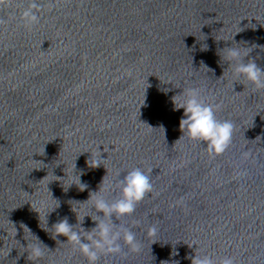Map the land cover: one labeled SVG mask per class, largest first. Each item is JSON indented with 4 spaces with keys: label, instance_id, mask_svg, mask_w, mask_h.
I'll return each instance as SVG.
<instances>
[{
    "label": "water",
    "instance_id": "95a60500",
    "mask_svg": "<svg viewBox=\"0 0 264 264\" xmlns=\"http://www.w3.org/2000/svg\"><path fill=\"white\" fill-rule=\"evenodd\" d=\"M35 2L30 27L31 0L0 5V264H89L53 225L67 217L86 234L93 219L110 223L89 194L107 186L99 195L113 203L134 168L150 170L153 190L115 222L141 250L121 239L97 264H191L195 250L264 264V90L222 58L227 47L264 45V0ZM250 57L264 69V51ZM189 88L235 125L223 155L180 138L172 97ZM33 245L44 253L36 260Z\"/></svg>",
    "mask_w": 264,
    "mask_h": 264
},
{
    "label": "clouds",
    "instance_id": "9594fccd",
    "mask_svg": "<svg viewBox=\"0 0 264 264\" xmlns=\"http://www.w3.org/2000/svg\"><path fill=\"white\" fill-rule=\"evenodd\" d=\"M8 2L9 0H0V5H5ZM39 7L35 0H31L29 6L23 11L22 18L26 27L33 26L39 22V17L36 14ZM2 22L0 21V23ZM241 31H243L242 28ZM255 48H260L264 51V45H252L243 50L238 47H227L222 58L229 66L236 62L234 73L238 77H243L256 90H264V69L258 66L255 58L250 57L251 52ZM202 50H207V46L202 47ZM246 58L248 59L245 63ZM201 65L205 66L203 61H201ZM181 94L185 96V99L177 102L176 97ZM181 94L172 97L174 110L183 109V116L179 122V129L182 133L180 138L187 136L190 140L204 143L212 158L223 155L232 144L235 125L230 120H218L216 111L219 110L220 105L205 103L199 89L189 88ZM149 127L151 128V126ZM160 128L164 130L163 126ZM245 155L247 156L248 154L246 153ZM101 159L100 156L99 159L93 160L90 156L87 164L90 168H97L101 166ZM149 172L150 170L145 172L140 168L128 171L123 176V179L118 181L120 197L111 204L103 196L99 195L100 192L108 190L107 186L99 187L98 191L89 194L88 200L94 201L93 206L97 213H102L110 223L93 219L96 222V226L87 230L86 234H82L80 231L74 230L75 225H71L68 222V218L64 217L53 225L56 235L66 237L67 242L77 248L87 258L89 264H97L100 254H119L121 252V239L129 247L130 251L139 253L141 248L136 240L135 233L130 228L121 226L115 221H119L125 216H131L135 212L136 206L152 192L153 184L150 180ZM74 184L77 185L80 191H84L88 187L86 183L81 182L80 175L76 178V183ZM21 227L29 230L26 225L21 224ZM157 231L158 229L155 225L150 226L147 230V236L149 238L155 237ZM43 255L44 253L38 245L31 246L28 252V258L32 260L39 259ZM172 255L177 256L179 253L174 250ZM186 259H189L191 264H235L234 258L230 256H224L217 260L208 254H197L196 250L194 256L188 255ZM165 264H167L166 261ZM175 264H179V261H175Z\"/></svg>",
    "mask_w": 264,
    "mask_h": 264
}]
</instances>
